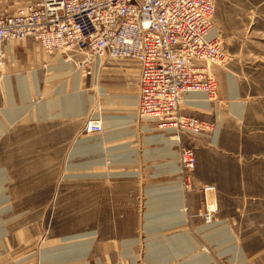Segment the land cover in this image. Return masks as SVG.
Wrapping results in <instances>:
<instances>
[{"label":"rangeland","instance_id":"374dc122","mask_svg":"<svg viewBox=\"0 0 264 264\" xmlns=\"http://www.w3.org/2000/svg\"><path fill=\"white\" fill-rule=\"evenodd\" d=\"M214 7L228 54L208 68L217 95L209 110L181 108L214 124L212 143L158 129L138 117L137 104H124L138 99L132 60L105 59L94 78L80 77L76 97L77 76L49 69L58 57L29 39L11 46L14 58L0 66V109L1 78L9 76L11 116L22 115L10 126L0 113V237L8 232L14 243L11 264L19 230L28 264H76L86 243L89 259L264 264V0H214ZM101 116L102 133L87 136V122ZM185 149L192 169L181 164ZM204 187L213 191L205 195ZM178 205L185 222L176 225L168 209Z\"/></svg>","mask_w":264,"mask_h":264},{"label":"built area","instance_id":"2783aa9c","mask_svg":"<svg viewBox=\"0 0 264 264\" xmlns=\"http://www.w3.org/2000/svg\"><path fill=\"white\" fill-rule=\"evenodd\" d=\"M11 2H0V66L8 62L9 46L27 39L82 78H94L105 59L132 60L138 66L140 119L170 127L172 134L204 137L212 131L213 123L185 116L181 108L191 94L214 98L217 86L206 72L228 61L213 0ZM90 121L86 135H100V122ZM180 161L192 169L193 153L183 150ZM212 191L203 188L205 195Z\"/></svg>","mask_w":264,"mask_h":264},{"label":"crops","instance_id":"0c3cea01","mask_svg":"<svg viewBox=\"0 0 264 264\" xmlns=\"http://www.w3.org/2000/svg\"><path fill=\"white\" fill-rule=\"evenodd\" d=\"M21 2H22V5L25 3V1H22V0H14V2H11L10 6L19 7V6H21L20 5ZM17 9L18 8H16V10ZM14 11H15V9H12L11 8V9H9L8 12L9 13H13ZM14 44H18V43H14ZM14 44H12V45H14ZM12 45H10L8 47V54H9L8 57L9 58H11V57L14 58V56H15L14 53H13L14 50H15V48H13V52L11 53V49H12L11 46ZM9 58H8V60H9ZM56 63L58 65H60L61 64V61H59L58 59H56ZM45 64H47V63L45 62ZM55 67H57V66H55ZM0 74H2V73L0 72ZM1 79H2V83H3V90L6 93L5 95L7 97V102H5V104L3 105V107L0 109V113L4 117V119L8 122V124L11 126L14 123H16L20 119V116H22V115H20V113H19L18 118L15 115L12 118L11 111H16V110H14V106L12 107L11 106V103H10V97H9V95L11 96V80H10L9 76L2 77ZM7 79H8V83L6 81ZM7 84H10L9 85L10 86V88H9L10 90H8V87H6ZM20 87L22 89V86H20ZM201 110H203V109H201ZM11 122H13V124H11ZM2 130H3V126H0V135L2 134ZM214 133L215 132H213L211 136H204V137H206L207 139H210V143H212V136H214ZM207 142H209V141H207ZM14 235H15L16 238H18V241H17L18 244H16V245H17V250L19 252V258H18V260H14L13 261V264H28V261H30L29 263H31L32 257H28V255H27L26 238H25L26 233L23 234V231L22 230H19ZM12 245L14 247V243L11 244V242L9 240L8 232H6L4 236L0 237V264H11L9 252H10V250H12ZM39 261L40 260H37L34 264L44 263L42 261H40V263H39ZM171 263H173V262H171ZM171 263L168 262V263H164V264H171ZM56 264H67V261H62V262H59V263H56ZM76 264H160V263H158L155 260H149V259H146V260H144V259H142V260L141 259H107V258L89 259V258H85L84 257V258L77 259ZM173 264H177V263H173Z\"/></svg>","mask_w":264,"mask_h":264},{"label":"bare ground","instance_id":"6f19581e","mask_svg":"<svg viewBox=\"0 0 264 264\" xmlns=\"http://www.w3.org/2000/svg\"><path fill=\"white\" fill-rule=\"evenodd\" d=\"M0 2H3V0H0ZM213 6H214V0H213ZM214 9H215V7H214ZM222 43V42H221ZM51 71H53V72H56V71H58V70H63V69H70L71 70V68H70V65L69 64H67V63H62L61 62V64L59 65V66H57V67H54V68H49ZM72 71V70H71ZM206 74H207V76H209L214 82H215V80H214V78L213 77H211L209 74H208V72H206ZM74 75L75 76H77V78L75 79V83H74V90L76 91V93H75V95H76V97H79V94H80V90H79V87H80V75H79V73H74ZM82 78V77H81ZM7 81V83H8V79L6 80ZM21 81L23 82V84L26 86V82H27V80H26V78H24V77H21ZM215 84H216V82H215ZM228 84H229V87H230V92L231 93H233V81H232V79L230 78V79H228ZM10 84H7V86L6 87H8V90H10L9 88H10V86H9ZM216 86H217V84H216ZM100 94L102 95V96H106V92L105 91H103V90H101L100 91ZM216 95H217V92H216ZM216 95H215V97L212 99V98H208L207 97V95L206 94H202V93H197V94H191V95H188L187 97H186V99H185V101H184V104H183V106H192V107H196V108H199V107H204L205 109H207V110H209V102H211V101H213L215 98H216ZM28 96V94H25V98ZM9 97H10V95H9ZM9 99V98H8ZM124 104L125 105H136L137 104V115H138V117H139V111H138V100H137V98H136V100L135 99H132V98H126V99H124ZM182 106V107H183ZM241 111H242V107H240L239 108V110H238V115L240 116V114H241ZM8 118V117H7ZM91 121L90 122H97V121H99L100 122V124H101V126H102V131H103V125H102V121L104 120V118H102V116L101 117H97V118H94V119H90ZM143 120V119H142ZM147 121H149V120H147ZM151 122H153V123H155V125H156V127L158 128V129H163L164 131H166V132H170V130H171V128L170 127H167V128H159L158 127V125H157V123L154 121V120H151ZM212 131L209 133V134H207V135H205V136H211L212 135V133L214 132V130H215V127H213L212 129H211ZM198 137H202V136H198ZM155 141H157L158 143H166V141H163L161 138H155ZM78 143H80V142H78ZM102 143L101 144H96V145H93V146H88L87 148H90L91 149V151H85L87 154H89V153H93L94 151H100V150H102ZM94 147V148H93ZM84 152V153H85ZM175 191H176V195H177V198H179V199H181V188H180V186L179 185H176L175 186ZM6 200H2V202H0V203H4ZM182 208V206L181 205H178V206H175V207H170L169 209H168V212L170 213V215H173V217L174 218H176V220H177V223H176V225H179V224H183L185 221L183 220V215H182V212H180V210L179 209H181ZM210 209H212V207L210 208ZM180 212V213H179ZM210 212V211H209ZM208 218H210L209 217V215H208ZM87 244V243H86ZM86 244H83L82 245V249H83V247H86L85 248V251H82V253H81V255H80V257L82 258V257H84V256H86V254H87V251H88V247L89 246H86ZM81 249V250H82ZM235 252L237 253V252H239V254H240V250H237V249H235ZM78 255H77V257H76V259H79L80 258ZM204 261V260H203ZM208 261V260H207Z\"/></svg>","mask_w":264,"mask_h":264}]
</instances>
